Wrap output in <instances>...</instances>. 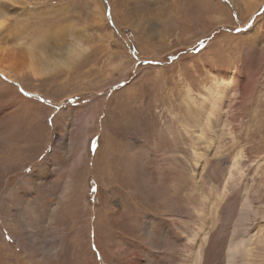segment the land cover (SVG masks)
<instances>
[{
  "label": "rangeland",
  "instance_id": "obj_1",
  "mask_svg": "<svg viewBox=\"0 0 264 264\" xmlns=\"http://www.w3.org/2000/svg\"><path fill=\"white\" fill-rule=\"evenodd\" d=\"M0 50V264H264V0H0Z\"/></svg>",
  "mask_w": 264,
  "mask_h": 264
},
{
  "label": "bare ground",
  "instance_id": "obj_2",
  "mask_svg": "<svg viewBox=\"0 0 264 264\" xmlns=\"http://www.w3.org/2000/svg\"><path fill=\"white\" fill-rule=\"evenodd\" d=\"M2 50H0V73L3 76H6L12 80H16L17 78H19L20 76H22L24 73H26L28 71L31 72L35 77L45 73V70L40 69V66L36 65L33 62H30L28 67L25 66L24 61L20 62V61L16 60L18 62H15L12 54L7 55ZM58 64H60V63H58ZM61 64L64 65V63H61ZM243 244H244L243 241H241V243H239V244H231V248L229 249V252H228L229 254H228L227 264H233L231 258H234V254H232L231 252L233 250L237 251L238 246H240V245L242 246ZM234 262H235V260H234Z\"/></svg>",
  "mask_w": 264,
  "mask_h": 264
},
{
  "label": "water",
  "instance_id": "obj_3",
  "mask_svg": "<svg viewBox=\"0 0 264 264\" xmlns=\"http://www.w3.org/2000/svg\"><path fill=\"white\" fill-rule=\"evenodd\" d=\"M3 76V75H2Z\"/></svg>",
  "mask_w": 264,
  "mask_h": 264
}]
</instances>
